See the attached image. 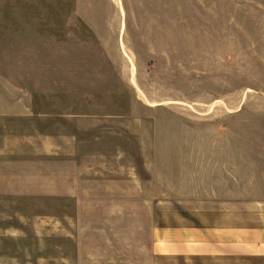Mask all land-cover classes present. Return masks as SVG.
Segmentation results:
<instances>
[{"label":"rangeland","instance_id":"obj_1","mask_svg":"<svg viewBox=\"0 0 264 264\" xmlns=\"http://www.w3.org/2000/svg\"><path fill=\"white\" fill-rule=\"evenodd\" d=\"M226 199L264 203V0H0V264L145 262Z\"/></svg>","mask_w":264,"mask_h":264},{"label":"crops","instance_id":"obj_2","mask_svg":"<svg viewBox=\"0 0 264 264\" xmlns=\"http://www.w3.org/2000/svg\"><path fill=\"white\" fill-rule=\"evenodd\" d=\"M168 202L172 207H166ZM178 202L175 208L173 200H165L164 209L151 213L147 259L130 263L264 264V203L246 207L230 199Z\"/></svg>","mask_w":264,"mask_h":264}]
</instances>
